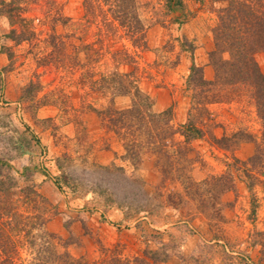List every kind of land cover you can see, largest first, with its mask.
<instances>
[{
  "label": "rangeland",
  "instance_id": "374dc122",
  "mask_svg": "<svg viewBox=\"0 0 264 264\" xmlns=\"http://www.w3.org/2000/svg\"><path fill=\"white\" fill-rule=\"evenodd\" d=\"M136 2L144 46L133 45L117 23L106 25L111 18L88 15L84 0L27 2L19 20L0 5V160L11 166L19 188L31 186L46 199L44 213L52 217L44 230L61 238L57 253L86 264H141L135 258L150 264L145 253L163 247L159 258L166 259L157 264H264V163L247 165L246 177L233 159L253 156L255 143L221 141L241 129L261 141L251 91L217 86L204 92L220 100L201 101L207 112L197 118L206 133L184 145V155L169 145L184 144L178 128L192 118L191 96L208 89L188 85L192 63L204 79H215L209 53L218 13L229 0H183L174 11L164 0ZM12 29L26 31V39L18 41ZM218 55L229 58L227 50ZM254 58L264 74V52ZM114 72H133L151 112L173 106L168 148L148 144L142 131L113 126L107 110L131 105L130 96L107 89L102 77ZM118 167L123 172L113 170ZM224 173L234 177V187L218 193L211 176ZM126 176L150 197L147 214L126 208ZM20 241L16 263L38 262L37 246Z\"/></svg>",
  "mask_w": 264,
  "mask_h": 264
},
{
  "label": "trees",
  "instance_id": "16d2710c",
  "mask_svg": "<svg viewBox=\"0 0 264 264\" xmlns=\"http://www.w3.org/2000/svg\"><path fill=\"white\" fill-rule=\"evenodd\" d=\"M34 1L36 0H10L6 3L1 0L0 5H5L8 13H17L16 19L19 20L22 4ZM164 5L168 11H174L183 7V0H164ZM103 6H107L106 11L102 10ZM84 7L90 16H101L103 20L111 18L105 22L106 25L111 26L112 23H117L126 31L133 45L141 42L139 44L144 46L146 26L140 18L136 0H84ZM11 34L18 41H23L26 39L27 32L22 30L16 34V31L12 29ZM213 34L214 49L209 53V57L215 70V79L213 81L204 79L202 69L194 63L190 67L187 78V83L192 90L197 87L202 89L207 87L208 89L199 91L198 96L196 94L191 96L188 115L192 118H189L187 123L181 124L178 128V134L184 138V144L181 142L172 143L171 140L169 144L167 140L170 138L168 135L173 134L169 125L173 106L160 113L151 112L152 101L139 89L138 78L133 75V72H114L109 79L102 77L105 84L109 85L107 89H110L112 94L128 95L131 98L129 108L124 110L108 109V117L115 127L123 125L128 131L132 129L133 132L142 131L148 144L158 146L160 150L166 149L170 145L174 148L175 153L184 155L189 149L185 148L186 145L194 139L203 137L208 129L207 125L203 123L204 121L197 118L199 117L198 113L207 112V109L201 106V101L206 99L205 104L220 102L217 99L219 96L216 94L212 93L213 96H209L208 94L204 95V92H209L211 88L217 86L246 88L251 91L250 97L261 123V141L257 142L254 138L252 139L250 134L243 129L234 133L230 138L223 136L221 141L239 137L234 145L248 140L255 143L256 151L253 156L242 162L233 159L235 163H240V166L244 167L243 173L250 178L251 171L250 167L247 169V165L250 164L252 168L256 166L255 164L260 163V166L263 167L264 163V74L254 58L256 53L264 52V0H229L228 6L218 13V23ZM192 47L190 45L187 48L188 51L191 52ZM226 50L229 53V58L219 57L218 54ZM124 56L129 57L125 54ZM216 141L219 140L216 139ZM11 169L8 163L0 160V264H17L16 260L19 257L17 249L23 244L20 241L22 239L29 245L37 246L38 262L34 263L33 261L29 264H86L82 257L75 258L66 251L63 253L55 251V244L61 238L44 230L46 222L52 217L44 213L47 210L44 207V203H47L46 199L37 194L31 186L19 188L16 180L10 174ZM113 170L123 172L119 167ZM126 180L127 192L123 200L126 208L134 209L133 211L138 214H147L150 211L151 201L150 197L145 194L141 182L127 176ZM211 180H213L212 185L217 187L218 193L230 191L234 187V177L229 173L211 176ZM56 185L58 188L62 187L58 180ZM251 187L252 183L248 182L247 188L250 190ZM19 202L23 205V209L26 208V211H20L21 204ZM40 202L42 203L41 214H38L36 210L38 209L37 205L41 204ZM160 250H164L163 247H159L157 251L145 253L151 260L150 264L164 262L165 257L159 258ZM134 260L135 263L148 264L145 259L135 258ZM119 261V259L114 260L111 264H119ZM100 264H105V262L101 261Z\"/></svg>",
  "mask_w": 264,
  "mask_h": 264
}]
</instances>
